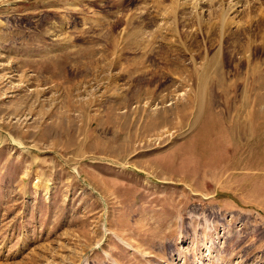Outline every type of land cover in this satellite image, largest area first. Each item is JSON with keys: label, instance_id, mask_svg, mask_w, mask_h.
<instances>
[{"label": "rangeland", "instance_id": "rangeland-1", "mask_svg": "<svg viewBox=\"0 0 264 264\" xmlns=\"http://www.w3.org/2000/svg\"><path fill=\"white\" fill-rule=\"evenodd\" d=\"M0 264H264V0H0Z\"/></svg>", "mask_w": 264, "mask_h": 264}, {"label": "bare ground", "instance_id": "bare-ground-1", "mask_svg": "<svg viewBox=\"0 0 264 264\" xmlns=\"http://www.w3.org/2000/svg\"><path fill=\"white\" fill-rule=\"evenodd\" d=\"M222 117V116H221ZM226 121V120H225ZM226 124V123H225ZM220 130H224V132H227L232 138H233V136H232V134H233V132H234V130H237V126L234 124V123H232V124H226V126H225V128L223 127V129H220ZM219 130V131H220ZM211 133V132H210ZM215 133V132H214ZM236 133H237V131H236ZM221 134V133H220ZM223 135V134H222ZM203 137H205V136H203ZM225 139V138H224ZM217 140L218 141H222V139L221 138H219V137H217ZM233 140V139H232ZM203 141V140H202ZM218 141H216L215 139H214V142H216L217 144H218ZM228 140H226V142H227ZM200 142V141H199ZM209 142V141H208ZM208 142H206V140H205V142H202V145H201V152H202V154H204V155H206V154H208L207 152H209L213 147V143L211 144V143H208ZM223 143H225V142H223ZM231 143H233V141L231 142ZM218 145H220V144H218ZM217 146V145H216ZM230 146V145H229ZM229 148V147H228ZM215 149V148H214ZM232 150H234V151H237L238 150V148H233ZM240 150V149H239ZM238 150V151H239ZM207 160V159H206ZM227 174V173H226Z\"/></svg>", "mask_w": 264, "mask_h": 264}]
</instances>
